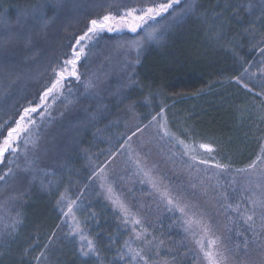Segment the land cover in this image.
I'll return each instance as SVG.
<instances>
[{"label": "trees", "instance_id": "trees-1", "mask_svg": "<svg viewBox=\"0 0 264 264\" xmlns=\"http://www.w3.org/2000/svg\"><path fill=\"white\" fill-rule=\"evenodd\" d=\"M151 2L0 0V20L6 19L8 22L7 25H0V36L7 35V27L20 31L16 25L17 16L25 10L31 11L36 5L44 4L46 16L55 17L42 32L38 27L31 30V46L25 47L21 39L0 47V123L7 121L10 127H14V121L23 109L38 101L53 81L52 69H59L75 38L86 31L91 19L107 13L120 14L126 8L139 9ZM196 3V13L188 14L183 19L179 18L184 7L183 0L175 6V13L170 9L169 13L157 19L150 26V29L156 28L154 36L157 39L142 36V31L136 35L117 37L104 34L89 46L86 57L79 65L82 83L75 98L69 101L73 108L70 118L75 121L69 122L67 118L69 123L59 126L60 132L56 130L55 144L50 148L49 143L44 145L42 142L44 150L48 147V151L43 152V158L52 164L45 167L31 165L35 173L29 170L25 176L31 178L32 182L23 187L17 199L20 204L23 202L25 211L38 216L37 223L26 233L18 230L6 243L0 244V264H36L33 257L39 255L41 248L36 247L28 256H24V250L30 244H35L37 239L40 245L47 243L53 231L56 236L49 253L51 255L53 248L59 245L61 259L55 263L49 255V264H99L95 258L79 256L77 240L57 239L60 228L57 229L56 225L62 221L57 200L59 194L66 190L75 200L82 201L79 212L82 223L95 213L94 219H88L85 232L90 233V238L98 237L97 246L103 264H110L123 244L127 231L104 194L100 193V181L94 173H98L102 167L109 168L115 161L121 162L124 159L121 147L123 137L129 131L145 125L152 126L149 120L161 107H165L168 128L172 132L181 135L188 129L197 141L214 144L217 148L214 161L230 164V170L246 166L255 157L259 143L257 137L264 135V123L257 119V115L264 112V103L237 84L234 78L240 76L244 67H248L247 61L252 60L255 64L259 56L249 51L248 46L238 49L237 57L219 46L211 45L206 39V26L201 14L209 23L213 22L214 11H223V15L230 19L231 8L225 10L224 5L241 3L254 4L259 14L262 0H196ZM233 24L235 27L229 30L230 35L242 30L235 20ZM124 37L130 42L142 39V46L136 48L135 52L133 76L125 86L123 75L118 71L123 67L122 52L128 43L114 41ZM240 57H243V63ZM137 59L140 61L138 64L135 63ZM256 66L249 68V72L253 73ZM105 77L109 80L107 85L104 83ZM40 169L56 172L54 177H48L53 181V186L48 190L41 187ZM33 175L36 176L35 180L32 179ZM168 176L171 179L172 172ZM11 179L7 185L14 188L16 181L18 184L20 180ZM113 180L117 181L115 178ZM114 186L121 189L117 183ZM121 191L130 199L132 194L138 197V201L133 199L134 209L144 204L149 212L144 224L157 240L164 241L160 249L162 257H166L169 264H193L192 259L185 255L187 247L182 244L184 238L180 227L167 224L168 215L163 213L164 217H155L154 212L147 209L156 200L150 194L152 189L134 178ZM158 211L161 212L160 209ZM109 237L115 238L116 242L110 245ZM164 246L174 251L167 252Z\"/></svg>", "mask_w": 264, "mask_h": 264}, {"label": "snow or ice", "instance_id": "snow-or-ice-1", "mask_svg": "<svg viewBox=\"0 0 264 264\" xmlns=\"http://www.w3.org/2000/svg\"><path fill=\"white\" fill-rule=\"evenodd\" d=\"M181 2L182 0H161V2L157 3L156 0H152L151 3L141 6L139 9L126 8L122 14L107 13L98 18L91 19L86 26V31L75 38V44L80 47L79 50L73 47V58L65 59L58 70L56 68L52 69L55 79L40 96L41 104L36 107L24 108L19 118L14 121V127H10L7 121L0 123V164L4 163L6 153L14 155L18 152L19 141L24 133L28 131L26 125L35 123L31 119L30 114L37 113L50 95L59 92L63 88V81L66 79V76L75 77L77 80L80 79L76 69L80 57L85 54V47L81 46L82 42L92 40L95 35L105 29L111 32L117 28L127 27L131 32L135 33L138 29L148 24L149 21H155L163 14L169 13L170 9L175 13V6L180 5ZM183 3L184 7L181 9L180 19H183L188 14L196 13V0H183ZM229 8H231L230 19L223 15V11H214L212 14V23H209L207 18L201 14L202 22L206 26V39L211 45L219 46L225 51L231 52L233 56L239 57L238 49H243L245 46L249 47V51L258 54L259 60L255 61V64L260 65L258 68L260 73L259 77H257L255 72H249V68L254 66L253 61L249 60L247 61L248 67H244L240 76L234 79L248 93L259 97L261 102L264 103V0H262L259 14L255 10L256 6L252 3H248L247 5L242 3L224 5L225 10ZM44 9L45 5L39 4L34 6L31 11L25 10L20 13L16 19V25L19 26L20 31H16L12 27H7V35L0 36V47L21 39L25 47L31 46L33 43L31 30L38 27L39 31L42 32L52 22V19L55 18H48ZM233 20H235L236 25L241 26L242 30L230 35L229 30L235 27ZM7 23L6 19L0 20V25H7ZM25 28L28 30L24 31ZM155 32L156 28L153 27L152 31L148 32L147 35L153 39H157L154 36ZM240 59L243 63V57H240ZM139 62V59L135 61L137 64ZM245 74H248L250 77H256L255 82L252 84L245 82L242 79ZM132 82L135 83V81ZM257 88H259V91H256ZM129 111H132V108H129ZM241 114H243V110H241ZM257 119L264 123V112L259 113ZM149 125L161 130V139L167 137L175 142L174 146H179V155L181 159L187 158L185 163L189 170L193 168L199 170L198 165H209L210 160L204 157H210L211 160H215L214 153H216L217 148L214 144L197 141L188 129H185L181 135H176L168 128L165 107H161L151 117ZM147 126L145 125V127ZM137 131H142V129L137 128ZM133 135H136V133L134 132ZM131 138L129 136L128 141ZM257 140L259 142L258 152L246 166L235 168L234 172L230 173L229 170L232 168L230 164L215 162L211 166L218 169L219 172L213 175H207V169L204 170L209 182L214 177H217L216 189H222L218 177L224 173L231 175L230 185H238L241 197L236 200L230 197L228 191H215L214 189L215 195L213 199L218 203L222 202L220 203V207L224 209V214L227 216V219L235 225L234 229L228 228L230 233L234 232V238L230 236L228 242L223 241L216 235L211 220L205 213L192 211V206L188 202H185L183 198L175 195L169 186L164 185L163 180L155 176L152 169L141 166L140 161L138 159L136 160L137 175L141 177V183L150 185L152 189L150 194L157 197L161 203H164L169 212L179 213L180 226L186 236L193 238L199 253L202 254V259L207 264H251L250 259H242V257H249L251 250H258L264 255V135L257 137ZM24 143L27 146L28 141L25 140ZM33 146L35 147V144ZM125 146L129 152L135 151L127 141H125L124 145H121L122 148ZM84 151H87V149H84ZM175 154L173 153V155ZM8 163H14V161L10 160ZM31 163L29 162V166L23 170H31L35 173L36 170L30 167ZM40 172L42 173L41 187L46 190L50 189L53 186V181L48 179V177H54L56 175L55 170L47 171L40 169ZM15 175L13 169L9 167L0 174V182L7 185L9 178ZM94 175L104 177L106 175L105 169L103 167L100 168L99 172L94 173ZM237 176L242 178V183L238 184ZM32 179L35 180L36 176L33 175ZM199 182L207 195L208 189L212 187L211 183L205 185L203 179ZM101 187L103 188L105 185L101 184ZM193 187H195V184H193ZM232 191L236 192L237 188H233ZM66 192L67 190L59 194L57 205L62 216L68 217L73 221L67 235L78 241L77 252L79 256L95 257L99 264H103L101 253L97 246L98 237L90 238V233L86 234L85 232L88 219H94L95 213H92L82 223L77 219L75 214L79 207L77 200L69 201ZM107 192L109 194L108 198L112 201L114 208L118 210L119 215L123 219V223L126 226L131 225L129 238L123 241V244L110 264H156V262L152 261L145 254V248L154 246L156 248V255L159 256V248L164 241L159 240L157 242V237L149 231V227L145 226L144 221L137 214L133 213L124 201L112 195L111 186L107 187ZM17 199L18 197L9 198L13 206ZM2 207H4V204H0V208ZM8 211H11V209L9 208ZM229 212L234 213L235 216L228 215ZM22 223L23 221L20 218L19 212L10 220H6L4 216H0V225H2L0 227V244L6 243L5 237H12ZM64 223H67V221L62 220L61 224L56 225V228H61V225ZM55 236L56 233L53 231L51 236H49L48 242L43 245H40L37 239L35 244H30L24 250V256H28L30 251L36 247H40L41 251L39 255L33 257V259L36 261V264H49V249ZM132 241H138L140 246L133 247ZM115 242V238L109 237L110 245ZM230 244L231 246H229Z\"/></svg>", "mask_w": 264, "mask_h": 264}, {"label": "rangeland", "instance_id": "rangeland-1", "mask_svg": "<svg viewBox=\"0 0 264 264\" xmlns=\"http://www.w3.org/2000/svg\"><path fill=\"white\" fill-rule=\"evenodd\" d=\"M165 14H163L162 16H164ZM161 17H158L157 19ZM155 21H149L148 24L138 29L137 32L135 33L131 32L127 27L117 28L111 32L105 29L104 31L99 32L97 35H95L92 38V40L82 42L81 46L85 47V54L80 57L76 69L77 73L80 76V79L77 80L75 77L66 76V79L63 81V88L60 89L59 92L50 95L47 101L44 102L43 107L37 113L30 114L31 119L34 120L35 123L26 125L28 131L24 133L21 140L19 141L18 152L14 155H9L6 153L5 154L6 158L4 163L0 164V174H2L3 171H6L7 168L11 167L13 169V172L16 174L15 176H13V178L20 180L18 184L16 181V183L14 184L15 185L14 188L9 187L8 185H4L3 182H0V204H4V207L0 208V216H4L6 220H10L12 217L16 216L17 212H19L20 218L22 219L23 223L19 226L18 230H20L22 233H26L27 230L32 229V227L33 228L35 227V223H37L36 217L38 216L31 215L29 212L25 211L24 205H22L23 203L22 201L20 204L16 200L13 206V203L9 200V198L20 196L21 191L23 192L24 189L23 187L27 186L28 183L32 182L31 178H26L27 176H25L28 173V171L23 170L29 166V162H32L31 163L32 166H35L37 164L40 165L41 167H45V165L52 164L51 162H47L45 158H43L44 157L43 152H45V150L48 151V147L50 148L52 144L53 145L55 144L56 130L57 133H59L61 127H63L64 125L68 124L71 121L72 122L75 121V119L71 120L70 118V114L73 113V108L71 107V105H69V101L75 98V96L77 95L76 94L77 89L79 88L78 86L82 83L81 74L79 71V65L86 57L89 46L94 43V41L98 38V36L104 34L117 37V36H125L126 34L136 35L140 31H142V36L144 37L148 36L147 33L152 31V29H150V26L152 27ZM114 41L116 43L118 42L128 43L126 45V48L124 44L125 49L122 52L124 59L122 63L123 67L121 70L118 71L121 75H123V83L125 86L131 80L130 78L133 76L132 67H134L133 61L135 59V52H136V48L142 46L141 45L142 39L138 38L137 40L130 42L128 38L124 37V39H118V41L115 39ZM73 47L79 50L80 46H77L74 41L66 59L73 58L72 57ZM125 50H127V52H125ZM254 66H256V64H254ZM259 67L260 65L257 64L256 68H254L255 69L254 72H256L257 77H259L260 75L258 71ZM243 78L246 79L244 81L247 83L254 82L256 79V77L250 78L248 74H245V77ZM54 79L55 76L53 80ZM108 82L109 80L107 79V77H105L104 79L105 85H107ZM40 104L41 101L39 98L34 105L29 107H36L37 105ZM67 118H69L70 120L69 122L67 121ZM60 125L62 126L59 128ZM141 129L142 131L139 132L136 129L132 132L129 131V133L126 134L122 139L123 145L125 144V141H127L128 144L131 145V148L135 151L129 152L127 150V147L125 146L123 148L124 159H122L121 162H119V160L115 161L114 165H111L109 166V168L105 169L106 175L104 177H98V180L100 181L99 183L100 193L104 194L106 200L110 203L112 209L118 214L122 227L127 231V236L125 237V239L129 238L130 235L129 230L131 228V225L126 226L123 223V219L119 215L118 210L114 208L112 201L108 198L109 194L107 192V187L111 186L112 195L115 197H119L122 201H124L131 208L133 213L137 214L145 223V217L149 215V212H147L145 206H143L144 204L143 205L141 204L140 207L134 209V207H132L133 199L138 201V197L132 194L130 196L131 197L130 199L127 197V195L124 192L122 191L120 192V190L128 186L134 178L136 180H141V177L137 175V164H136L137 159L140 161L141 166H146L147 168L152 169L153 174L161 178L163 180L164 185L169 186L173 190L175 195L183 198L185 202H188L192 206V211L198 213L200 212L205 213L211 220L214 232L223 241L228 242L230 236L234 238V232L230 233L228 231V228L234 229L235 225H233L227 219V216L224 214V209L220 207V203L222 202L218 203L213 199L215 195V191H219V190L228 191L230 197L233 200L240 199L241 194L238 190V185L229 184V181L231 180V175H229L228 173L221 174L218 177V179L220 185H222V189H216L215 186L217 183V177H214L213 180L209 182L207 180V176L204 171L205 169H207V175H213L214 173L219 172L218 169H215L214 167L211 166L212 164L198 165L199 170H197V168H193L189 170L185 163L187 158L185 157L181 159V156L179 155V151H180L179 146H174L175 144L174 141L170 140L167 137L161 139V135H162L161 130L157 129L154 126L142 127ZM134 132L136 133V135H133ZM129 136L132 137L130 141H128ZM25 140L28 141L27 146H25L24 143ZM40 140H41V144L39 145ZM42 142L44 143V145H47L49 143L48 147L47 146L45 147V150L42 146L43 145ZM34 144L35 147L33 146ZM173 153L176 154L173 155ZM204 158H208L210 160V163L215 162L213 160L211 161L210 157H204ZM10 160L14 161V163H8V161ZM17 165H19V167H17ZM170 172H172L173 174L171 179H170L171 176H168ZM229 172L230 173L234 172V170H229ZM11 178L12 177H10V179ZM114 178L117 180L116 182L113 180ZM201 179L204 180L205 185L209 183H211L212 185V187L208 189L207 195L204 192L203 186H201L199 182ZM236 179L238 181V184L242 183V178L240 176H237ZM116 183L118 184V187L119 186L121 187V189L119 190L116 189V187L114 186ZM101 184H104L105 187L102 188ZM193 184H195V187H193ZM145 185L150 187V185H148L147 183H145ZM233 188H237V191L233 192L232 191ZM66 195L68 196L69 201L75 200L71 195L67 194V192ZM153 196L154 195H152V197ZM152 201L154 202L153 199ZM81 202H82L81 200H77V205L79 207L76 210L75 214L78 220H80L79 212L81 210V204H82ZM9 208L11 209V211H8ZM147 209H149L151 213L154 212L153 216L155 217L157 215L164 217L162 216L163 213L165 216L168 215L166 223L170 225L172 223L174 226L180 227V232L182 233V236L184 238L182 240V244H184L187 247L185 251V255L189 256V258L192 259L193 264H207V262L202 259V254L199 253L193 238L186 236L182 227L180 226L181 221H180L179 213L169 212L167 210V206L164 203H161L157 197L152 207ZM158 209H160L161 212H159ZM228 215H232L233 217L235 216V214L231 212H229ZM62 220L67 221V223L61 225V228L57 233L58 240L70 238L67 234L70 231V225L73 223V221L70 218L63 216H62ZM0 227H2V225H0ZM8 239L9 237H5V240ZM158 241L159 240H157V242ZM55 244H57V241L55 242ZM132 246L139 247L140 245L138 241H132ZM229 246H231V244ZM161 248H163L162 245H160L159 248V252H160L159 256L156 255V248L154 246L146 247L145 254L152 261L156 262V264H165V262L166 264H169L168 259L166 257H162L161 255L162 252L160 250ZM164 248L166 249L167 252L168 251L170 252L171 250H172L171 252L174 251V249L169 247L166 248V246H164ZM50 256L55 263H57V261L61 259V249L59 245H56L53 248ZM82 258L88 259L95 257H82ZM242 259L245 260L250 259L251 264H264V255H262L258 250H251L249 257H242ZM7 262H9V260L6 261L5 263ZM49 263H51L50 259H49Z\"/></svg>", "mask_w": 264, "mask_h": 264}]
</instances>
